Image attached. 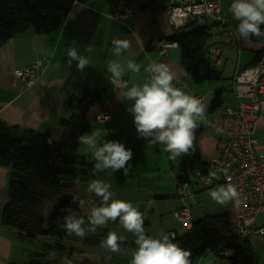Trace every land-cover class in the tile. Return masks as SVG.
<instances>
[{
	"label": "clouds",
	"instance_id": "clouds-1",
	"mask_svg": "<svg viewBox=\"0 0 264 264\" xmlns=\"http://www.w3.org/2000/svg\"><path fill=\"white\" fill-rule=\"evenodd\" d=\"M229 12L235 21H238L236 33L238 38L247 41L250 37L264 38V0H233ZM127 40L117 39L113 42L115 55L121 54L129 48ZM84 51L94 52L95 49L88 45ZM75 62L78 71L83 72L90 64V59L69 46L66 52V64L71 67ZM127 70L133 73L140 72V65L134 61L127 62ZM111 74L109 81L116 91L117 98L122 102L131 101V106L126 110L133 116L134 126L139 137L144 138L152 145H162L163 151L168 153V159L174 160L178 156L189 155L193 149L194 134L201 124L206 123V107L197 97L186 93L182 88L173 83L176 79L169 67L163 63L148 64L144 71L150 74L148 81L142 85L129 86L124 77L125 67L120 60L112 61L107 66ZM108 130L93 129L77 137V143L84 146L91 154L93 173L105 169L116 172L123 169L128 176L132 159V150L116 140L104 139ZM103 140V143L100 141ZM227 178L226 185H217L210 191L212 201L228 206L232 204L239 207L242 200L237 187L231 183V177L226 170H220ZM212 180H220L218 170L209 172ZM79 184L80 181L76 180ZM187 189L188 185L185 184ZM111 185L99 179L90 180L85 191L95 195L100 200L98 205H93L87 213L90 228H86L85 219L78 211L68 207L62 209L68 214L63 217L64 223L60 227L69 235H76L83 239L87 231L95 232L109 221H119L120 226L135 239L136 248L132 252L131 264H191V252L180 247L174 242V237L163 231L155 237L146 234L144 229L143 214L132 203L115 199L110 190ZM83 201L73 197L72 202ZM54 206H46L48 211ZM120 237L115 232H108L106 238L100 241V247L106 253H119L121 251ZM105 264L111 259L105 255Z\"/></svg>",
	"mask_w": 264,
	"mask_h": 264
}]
</instances>
